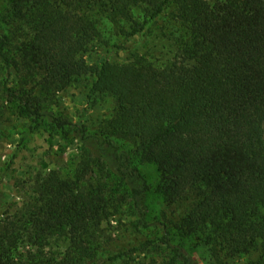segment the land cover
<instances>
[{"label": "trees", "instance_id": "16d2710c", "mask_svg": "<svg viewBox=\"0 0 264 264\" xmlns=\"http://www.w3.org/2000/svg\"><path fill=\"white\" fill-rule=\"evenodd\" d=\"M0 2V99L34 128L74 131L83 145L72 175H38L28 200L2 211L0 264H199L190 241L215 264H264V0ZM168 8L181 29L173 60H86L103 31L123 48ZM75 82L114 101L92 132L53 108ZM142 164L156 168L153 192L183 210L160 223L159 238L115 253L104 226L124 204L139 228L153 226ZM50 238L63 251L41 247Z\"/></svg>", "mask_w": 264, "mask_h": 264}, {"label": "rangeland", "instance_id": "374dc122", "mask_svg": "<svg viewBox=\"0 0 264 264\" xmlns=\"http://www.w3.org/2000/svg\"><path fill=\"white\" fill-rule=\"evenodd\" d=\"M171 10L172 8H168L161 16L148 23L145 29L131 37L123 48L112 47L110 41L120 42V39L103 31L102 42L95 43V47L86 54V60L88 63H100L104 60L123 62L136 53L144 55L157 65L173 60L175 40L181 29L172 18ZM109 36L112 37L111 40L105 42ZM4 78L5 73L0 68V86ZM88 90L84 82L73 83L58 94L57 106L54 104L53 108L63 110L72 123L80 119L92 132V129L113 113L115 105L110 96L90 94ZM82 158L83 145L74 131L66 135H50L43 127L36 129L33 122L0 99V215L2 211L9 210L12 213L16 207H21L28 200L31 194L30 187L38 175L48 173L52 169L72 175V170L79 165ZM139 170L151 187L147 197V218L153 226L150 229L139 228L129 205L124 204L120 212L114 214L104 226L110 236V249L115 250V253L130 250L148 240L159 238L163 233L160 223L175 222L183 210L179 205L167 207L153 192L152 189L158 180L154 165L142 164ZM95 176L93 179L98 178ZM100 177L104 179L106 175L102 173ZM119 194L120 190L115 195ZM40 244L45 250L53 251H63L66 247L65 242L56 238L44 239ZM186 246L199 264L216 263L206 247L195 245L194 241L187 242ZM160 252L161 250H158L152 254L157 263L164 257ZM149 256L151 255L144 258L146 262L151 260ZM132 258L130 263H138L134 259L139 260L142 256L138 257L135 254ZM223 264L251 263L248 257H236L224 260Z\"/></svg>", "mask_w": 264, "mask_h": 264}]
</instances>
